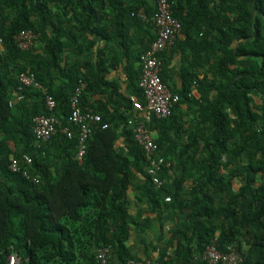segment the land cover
<instances>
[{
	"label": "trees",
	"instance_id": "obj_1",
	"mask_svg": "<svg viewBox=\"0 0 264 264\" xmlns=\"http://www.w3.org/2000/svg\"><path fill=\"white\" fill-rule=\"evenodd\" d=\"M220 1L211 10L215 0H172L188 45L212 44L211 52L220 56L206 60L210 71L204 77L197 73V58H186L182 86L174 92L180 103L170 118H154L150 125L160 130L154 138L159 153L173 163L159 174L163 185L156 186L127 126L135 114L131 98L145 103L139 88L142 67L140 73L128 72L131 97L124 109L96 110L87 100L104 82L90 61L81 60L87 49L80 39L102 34L107 46L127 48L129 26L144 23L154 30L137 13L144 10L150 20L157 7L151 14L143 0H0V264H9L13 255L21 264H99L97 251L104 247L111 249L109 264L144 260L128 246L130 226L143 224L140 216L129 214L130 192L146 201L161 225L162 237L146 245V251L159 249L158 264H192L210 245L222 255L235 248L240 264H264V0ZM69 22L71 30L65 29ZM102 23L111 27L102 31L97 26ZM22 31L38 36L34 49L18 48L15 38ZM182 46L175 42L160 55L165 84L164 69ZM92 70L97 74L91 76ZM22 73L34 75L55 100L53 112L46 108V94L34 88L9 106ZM80 81L87 85L83 108L109 125L93 130L81 165L75 160L76 138L61 132L75 130L69 123L70 100ZM184 103L196 106V130L177 119ZM51 115L61 122L59 132L37 144L34 119ZM165 126L176 136L164 134ZM182 133L188 138L179 148ZM168 143L172 146L166 149ZM25 155L33 163L24 169L39 184L10 170L12 160ZM187 184L193 187L185 195Z\"/></svg>",
	"mask_w": 264,
	"mask_h": 264
},
{
	"label": "built area",
	"instance_id": "obj_2",
	"mask_svg": "<svg viewBox=\"0 0 264 264\" xmlns=\"http://www.w3.org/2000/svg\"><path fill=\"white\" fill-rule=\"evenodd\" d=\"M157 12L149 20L144 12L140 10L137 17L147 23H150L155 30V40L149 49L141 56V77L139 88L141 89L145 103L143 104L137 98L132 97L131 102L135 114L127 120V126L131 130L133 139L138 146L144 151L149 162L147 174L156 186H162L163 182L159 174L166 169L173 167V163L164 158L159 153V148L155 143L150 125L154 118L158 120L168 119L173 115L175 106L180 103V97L172 93L168 86L161 79L162 62L160 55L174 46L178 36L181 33L182 25L175 19L173 14L172 0H156ZM17 46L22 51H30L36 47L38 36L32 31H22L16 38ZM3 40L0 38V47L2 48ZM18 86L14 92V99L10 101L9 106L14 103L23 101L25 91L29 88L42 91L46 94L45 103L49 112L56 108L55 100L44 91L43 86L37 81L34 75L22 73L18 77ZM86 83L80 81L74 95L70 100L69 123L75 130L62 128L61 132L68 139H75L78 142V152L75 160L82 164L87 152L88 140L93 130L101 128L106 130L108 124H103V119L99 114L92 110L84 109L81 103L82 94L86 88ZM141 115V118L139 117ZM61 122L54 115L40 116L34 119L33 134L37 144L50 141L58 134ZM33 159L25 155L22 159H13L10 170L15 174L22 175L25 179L34 184H39L37 177H32L25 166H30ZM167 202L170 198L166 199ZM111 249L104 247L97 251V261L99 264H109ZM242 257L238 251L230 247L228 253L220 254L215 245L207 247L205 253L200 259H196L192 264H240ZM9 264H21L16 256H10ZM129 264H158L153 259L142 260L139 262L131 261Z\"/></svg>",
	"mask_w": 264,
	"mask_h": 264
},
{
	"label": "crops",
	"instance_id": "obj_3",
	"mask_svg": "<svg viewBox=\"0 0 264 264\" xmlns=\"http://www.w3.org/2000/svg\"><path fill=\"white\" fill-rule=\"evenodd\" d=\"M147 5L152 8L150 11L151 14H154L156 8L155 0H143ZM221 1L215 0L211 4V10H217L220 7ZM110 15H112L110 13ZM71 15L67 16L66 19H70ZM74 23L69 22L65 29L71 30ZM98 28L102 31L105 28L110 26V23H102L97 25ZM111 27V26H110ZM128 42L127 48H120L118 45L110 44L107 46L106 39L102 34L90 36L87 38H81L80 43L81 47L86 50L84 56L80 57L83 62L90 61L94 66V71L100 73L101 78H103L104 84H99L98 87L92 90V93L88 97V105L94 107L96 110L110 111L114 112L116 108L118 111H121L126 107L125 100H128L131 95L128 89V72L134 73L141 70V63L138 61V57L147 51L150 44L154 41L156 36L153 29H149L146 24L141 23L135 27L129 26ZM193 34H196V30L193 31ZM63 41L66 42V39L63 37ZM176 42H180L183 46L180 48L171 59V62L164 69V78L166 80V85L174 93L178 91L182 86V81L180 80L182 70L189 64L185 59H191V56L194 55L200 64L198 66L197 73L204 77L209 69V65L206 64V60L215 59L219 57V54H213L212 44L206 46L207 48H193L187 43L186 36L183 33H180ZM214 42V41H213ZM216 42V41H215ZM93 43L91 46L90 44ZM237 43H235L236 46ZM175 45V44H174ZM174 47V46H173ZM112 49V52L110 50ZM172 48V47H171ZM171 48L167 51L169 52ZM129 53V56L126 53ZM101 70V71H100ZM93 70L90 72V75L97 74ZM175 94V93H174ZM193 97L196 100L200 99V94L193 90ZM196 106L189 108L187 104H181L180 109L176 112L177 119L185 122V126H190L193 130H196V115H195ZM127 115V113H126ZM141 118V115L139 116ZM185 127V129H186ZM208 129L205 127V131ZM163 133L168 132L171 137L176 136L174 131H168L167 126L162 129ZM155 139L159 138L160 130L152 131ZM180 136L179 148L184 146L187 141V135L182 133ZM122 140V139H121ZM172 146L169 143L166 145V149ZM172 155L175 154L172 152ZM201 160V157H198V161ZM238 186V184H237ZM193 185H186V193L189 194ZM129 200L131 205L129 206V214L132 216H140L142 223L140 225L130 226L129 231L131 234V239L128 243L129 250L136 254L137 257L147 260L149 259L156 260L159 257V249H148L146 251V245L151 246V244H156L161 235V225L157 221L156 214H152L148 210V205L146 201L143 200L139 202L136 200L135 193L130 192ZM149 220V221H148ZM147 222V223H146ZM149 223V226L147 225ZM174 222V221H173ZM172 221L168 222L163 229L164 238L167 237L168 231L170 230V225L173 224ZM145 223V224H144ZM148 246V247H149ZM157 250V251H156Z\"/></svg>",
	"mask_w": 264,
	"mask_h": 264
}]
</instances>
